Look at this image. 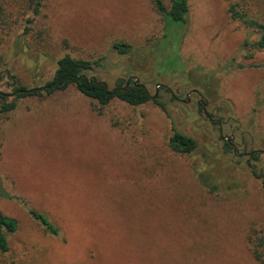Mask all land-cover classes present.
I'll return each mask as SVG.
<instances>
[{
  "label": "rangeland",
  "instance_id": "obj_1",
  "mask_svg": "<svg viewBox=\"0 0 264 264\" xmlns=\"http://www.w3.org/2000/svg\"><path fill=\"white\" fill-rule=\"evenodd\" d=\"M235 1L264 21V0H189L187 23L167 26L153 0H0V104L71 54L166 106L70 87L0 112V194L18 197L0 210L19 225L0 264H264V49ZM173 125L193 153L171 150Z\"/></svg>",
  "mask_w": 264,
  "mask_h": 264
},
{
  "label": "trees",
  "instance_id": "obj_2",
  "mask_svg": "<svg viewBox=\"0 0 264 264\" xmlns=\"http://www.w3.org/2000/svg\"><path fill=\"white\" fill-rule=\"evenodd\" d=\"M156 9L161 14L164 23L172 25L173 23L186 24L188 21V13L190 11L189 0H170V5L167 7L163 0H153ZM229 13L232 19L243 23L248 28L259 34L258 40L252 45L258 50L264 49V21L260 16L253 15L249 7L243 1H235L229 6ZM114 48L120 53H127L131 49V45L124 42H115ZM98 61H92L84 58H77L71 54H65L57 61V67L51 79L44 84L29 87L23 84H18L14 88L16 98L11 102L3 101L0 104V112L8 113L14 110L18 105L19 99L28 97L41 96L43 94L49 96L60 91H65L70 87L76 88L81 94L96 100L102 105L109 104L114 99H119L133 106H139L149 101H154L161 108L166 110L165 103L159 99L158 95H152L148 88L136 81H121L115 87L110 88L104 81L97 79L93 75H89L90 71L96 68ZM5 95L3 94V98ZM229 145V142H227ZM169 146L176 153L190 154L197 148V142L191 136L179 131L173 125V135L169 138ZM253 172L258 177H263ZM264 187V179L262 181ZM0 196L8 199H17L18 197L11 196L6 192H2ZM24 205L27 203L22 200ZM31 217L39 221L44 231L52 236H58L60 231L58 227L50 220L43 212L27 207ZM17 219L5 215L0 210V252L5 253L10 250L8 235L15 233L18 230ZM257 260H261V251L256 250Z\"/></svg>",
  "mask_w": 264,
  "mask_h": 264
}]
</instances>
